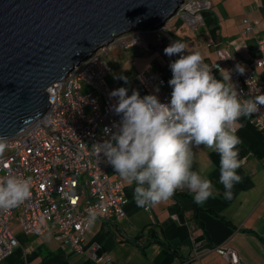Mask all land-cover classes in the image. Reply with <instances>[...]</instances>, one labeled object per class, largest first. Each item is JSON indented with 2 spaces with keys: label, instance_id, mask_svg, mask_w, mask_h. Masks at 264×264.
<instances>
[{
  "label": "crops",
  "instance_id": "0c3cea01",
  "mask_svg": "<svg viewBox=\"0 0 264 264\" xmlns=\"http://www.w3.org/2000/svg\"><path fill=\"white\" fill-rule=\"evenodd\" d=\"M196 1L206 2L208 8L196 16L178 15L172 30L163 27L153 32L156 38L161 33L171 36L150 51L160 52L154 62L150 63L145 57L141 61L142 67L135 71L132 66L139 55L132 53L134 56L128 62L126 57L116 59L130 83L114 78L112 84L125 86L129 95L133 89L138 90L141 97L149 95L136 80L137 73L144 71L162 77L167 83L165 93L171 97L169 65L179 59V54L169 57L164 49L175 40L186 43L188 52L202 53L210 66L219 65L232 72L237 64L246 67L259 58L257 38H264V0ZM245 19L255 27L248 34H245ZM130 49L142 52L138 47ZM219 51L229 54L232 60L221 64ZM213 74L222 80L218 68H213ZM149 88L157 96L162 91L157 82ZM237 129L242 140L239 149L243 159L238 174L243 179L235 185L232 200L223 197L224 189L219 183V155L203 146L193 149V167L211 179L217 189L216 195L203 205L197 204L193 194L184 190L149 210L140 208L133 199L135 184L129 185L111 166L110 179L124 185L128 198L127 218L117 222L97 218L90 223L83 236L85 250L96 244V256L104 259L100 264H227L215 250L227 246L238 253L244 264H264V133L253 124L252 116L241 118ZM18 215L17 212L13 216L10 228L20 246L2 264H96L86 254L76 253L68 244L60 242L54 230L40 237L27 236ZM151 229L157 236L153 242L147 238Z\"/></svg>",
  "mask_w": 264,
  "mask_h": 264
},
{
  "label": "built area",
  "instance_id": "2783aa9c",
  "mask_svg": "<svg viewBox=\"0 0 264 264\" xmlns=\"http://www.w3.org/2000/svg\"><path fill=\"white\" fill-rule=\"evenodd\" d=\"M181 6L177 14L182 17L196 16L208 8L206 2L196 0H186ZM181 10L185 13L180 14ZM243 23L246 25L245 34L254 31L249 19ZM146 31L118 37L75 66L64 79L48 89L50 106L38 123L8 140L9 147L0 159V177L9 174L31 177L32 194L20 206L0 210V264L20 246L10 228L17 212L27 236L40 237L54 230L57 239L76 253L86 254L96 264L104 260L96 256V244L88 251L84 248L83 236L90 226L89 213L95 211L97 218L106 222L126 219L128 198L123 183L110 179L111 165L106 164L91 146L110 138L103 129L112 127L120 117L110 110L116 98H110L109 94L125 87L109 82L111 68L102 55L116 45L150 52L151 46H159L171 37L167 33L159 35L155 40L157 44L148 40L146 34L149 31ZM149 33L153 35L152 31ZM257 43L259 58L245 67L243 75L232 72V82L242 98L264 94V51H261L264 38L258 37ZM218 57L221 64L232 60L224 51H219ZM136 80L150 94H153L150 85L157 82L162 89L158 95L160 101L170 102L171 97L165 93L167 83L162 77L139 71ZM252 120L264 133V108L253 114ZM215 250L227 264H244L230 247L221 246Z\"/></svg>",
  "mask_w": 264,
  "mask_h": 264
},
{
  "label": "clouds",
  "instance_id": "9594fccd",
  "mask_svg": "<svg viewBox=\"0 0 264 264\" xmlns=\"http://www.w3.org/2000/svg\"><path fill=\"white\" fill-rule=\"evenodd\" d=\"M187 50L188 45L178 40L164 49L169 57L179 54L169 65V103H162L155 94L141 97L135 89L131 95L125 87L111 91L110 98H116V103L110 110L120 120L103 129L109 139L91 145L121 178L135 184L133 199L140 208L166 202L177 191L188 190L200 205L216 195L213 181L193 167V149L201 146L219 155V183L225 200L233 199V189L243 179L238 174L243 159L237 125L241 118L264 108V94L242 98L232 82V70L210 66L202 53ZM214 67L222 80L213 74ZM235 71L243 75L246 69L237 64ZM114 78L130 83L126 76ZM8 147L7 138L0 136V159ZM31 185V177H0V210L26 202L32 194ZM96 219L97 213L90 212L89 223Z\"/></svg>",
  "mask_w": 264,
  "mask_h": 264
},
{
  "label": "water",
  "instance_id": "95a60500",
  "mask_svg": "<svg viewBox=\"0 0 264 264\" xmlns=\"http://www.w3.org/2000/svg\"><path fill=\"white\" fill-rule=\"evenodd\" d=\"M184 1L0 0V136L38 123L48 88L98 49L165 26Z\"/></svg>",
  "mask_w": 264,
  "mask_h": 264
},
{
  "label": "rangeland",
  "instance_id": "374dc122",
  "mask_svg": "<svg viewBox=\"0 0 264 264\" xmlns=\"http://www.w3.org/2000/svg\"><path fill=\"white\" fill-rule=\"evenodd\" d=\"M188 1V0H187ZM186 2V0H185ZM183 5V4H182ZM183 6H181L182 8ZM184 10H181L180 14H184L185 12H183ZM182 17V16H181ZM183 19V18H182ZM178 22V14L176 16H174L173 18H171L167 24L165 25V29L167 30H172L173 29V26L176 25ZM137 31H143V30H136V31H133L131 32L130 34H126V35H123L122 38L124 37H128L130 35L133 34H136V35H139V33H137ZM146 31V30H145ZM148 31V30H147ZM146 31V32H147ZM157 30L153 31V32H156ZM150 32V31H149ZM147 33L146 34V37H148V40L151 42L152 39L154 40H157L158 38L156 37H153V35L151 33ZM160 36H163V34L161 33ZM159 36V37H160ZM151 38V39H150ZM103 48V47H102ZM102 48H100L99 50H101ZM155 47L154 46H151L150 49H154ZM132 53H135L139 56L135 57V61H136V64L135 66L132 68L136 71L138 68L140 69V67H142V60H144V58H148V60L151 62H154L159 56H160V52L157 51V52H147V51H142L141 53L139 52L138 49H130V48H124L120 45H116V46H113V47H109L106 52L102 55V59L107 62L108 64H110V68H111V72H110V75L108 77V80L109 82L112 84V79H114V77H118V76H123L122 72H121V69H120V65L118 64V62L116 61V59H123L124 57H126V61H131L132 59ZM139 53V54H138ZM143 55V56H141ZM145 55V56H144ZM127 208V206H126ZM150 208H148L147 210H149Z\"/></svg>",
  "mask_w": 264,
  "mask_h": 264
},
{
  "label": "trees",
  "instance_id": "16d2710c",
  "mask_svg": "<svg viewBox=\"0 0 264 264\" xmlns=\"http://www.w3.org/2000/svg\"><path fill=\"white\" fill-rule=\"evenodd\" d=\"M194 170H196V169L194 168ZM196 206H197V205H196ZM147 238H148V240L151 241V242H153L154 240L157 239L156 233L154 232L153 229H151V230L149 231V233H148V235H147ZM174 252H175V251H174ZM175 253H176V252H175Z\"/></svg>",
  "mask_w": 264,
  "mask_h": 264
},
{
  "label": "bare ground",
  "instance_id": "6f19581e",
  "mask_svg": "<svg viewBox=\"0 0 264 264\" xmlns=\"http://www.w3.org/2000/svg\"><path fill=\"white\" fill-rule=\"evenodd\" d=\"M184 2H185V1H184ZM181 5H182V4H181ZM180 7H181V6H180ZM179 9H180V8H179ZM178 11H179V10H178ZM177 13H178V12H177ZM176 15H177V14H176ZM163 27H165V26H163ZM163 27H160V28L155 29V30H160V29L163 28ZM144 30H148V31H152V32L155 31V30H150V29H143V31H144ZM110 43H111V42H110ZM110 43H109V44H110ZM109 44H108V45H109ZM106 46H107V45H106ZM49 88H50V87H49ZM49 88H48V89H49Z\"/></svg>",
  "mask_w": 264,
  "mask_h": 264
}]
</instances>
